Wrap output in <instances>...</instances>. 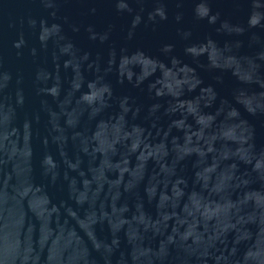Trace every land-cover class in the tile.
<instances>
[{
    "label": "water",
    "instance_id": "water-1",
    "mask_svg": "<svg viewBox=\"0 0 264 264\" xmlns=\"http://www.w3.org/2000/svg\"><path fill=\"white\" fill-rule=\"evenodd\" d=\"M0 264H264V0H0Z\"/></svg>",
    "mask_w": 264,
    "mask_h": 264
}]
</instances>
